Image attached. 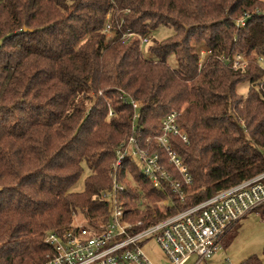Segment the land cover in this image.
Segmentation results:
<instances>
[{
    "label": "trees",
    "instance_id": "1",
    "mask_svg": "<svg viewBox=\"0 0 264 264\" xmlns=\"http://www.w3.org/2000/svg\"><path fill=\"white\" fill-rule=\"evenodd\" d=\"M159 28L172 34L151 39ZM237 54L246 63L233 69ZM256 56L264 57V0H0V264H46L48 233L77 217L103 222L115 151L132 135L152 141L169 112L186 136L172 143L192 184L180 203L129 168L142 192L128 198L145 209L129 210L134 218L167 196L172 214L264 172ZM84 171L83 189L73 190Z\"/></svg>",
    "mask_w": 264,
    "mask_h": 264
},
{
    "label": "built area",
    "instance_id": "2",
    "mask_svg": "<svg viewBox=\"0 0 264 264\" xmlns=\"http://www.w3.org/2000/svg\"><path fill=\"white\" fill-rule=\"evenodd\" d=\"M105 31L108 36L111 35L109 24ZM132 35L125 34L124 37ZM145 43L147 38L141 40V46ZM206 53L200 52L199 65ZM256 59L260 62L262 57ZM245 63V55L237 54L231 60V68L244 67ZM262 86L264 80L260 84ZM131 105L135 110L139 106L134 101ZM108 114L111 115V112ZM137 117L138 114H135L134 119ZM176 118L174 111L163 116L159 132L152 141L147 138L140 144V138L132 135L115 151L110 172L111 186L101 195V199L108 203L105 220L94 226L74 223L62 234L48 233L44 242L52 254L46 264H156L144 251L150 240H154L164 256L163 264H202L212 256L241 218L264 204L262 172L172 214H167V211L174 210L175 203L167 196L154 203L155 211L150 217L134 218L129 210L145 209L141 200L128 198L129 194L142 192V184L129 168L137 170L151 189L166 195L172 193L180 203L185 202L192 177L173 150L174 137L186 141ZM152 145L163 150L165 159L152 149ZM124 160L128 161L126 166ZM148 205L154 206L152 203ZM148 218L155 221H146Z\"/></svg>",
    "mask_w": 264,
    "mask_h": 264
},
{
    "label": "rangeland",
    "instance_id": "3",
    "mask_svg": "<svg viewBox=\"0 0 264 264\" xmlns=\"http://www.w3.org/2000/svg\"><path fill=\"white\" fill-rule=\"evenodd\" d=\"M171 34L172 29L159 28L150 33V38L161 41ZM148 42L140 48L144 56H149ZM167 62L173 68L177 66L173 55L168 56ZM258 63L264 71V57ZM247 89V82L236 87V91L242 95L247 93ZM86 175L87 173L84 171L73 190L81 191L83 189ZM79 219L78 217L74 218L73 223H81ZM144 251L154 263H164V256L154 240H150L145 245ZM248 259H253L256 264H264V204L241 218L212 256L202 264H241Z\"/></svg>",
    "mask_w": 264,
    "mask_h": 264
}]
</instances>
